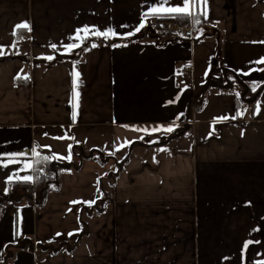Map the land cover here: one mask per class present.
<instances>
[{
  "label": "crops",
  "instance_id": "obj_1",
  "mask_svg": "<svg viewBox=\"0 0 264 264\" xmlns=\"http://www.w3.org/2000/svg\"><path fill=\"white\" fill-rule=\"evenodd\" d=\"M160 6L0 0V264H264V0H207L192 38Z\"/></svg>",
  "mask_w": 264,
  "mask_h": 264
},
{
  "label": "snow or ice",
  "instance_id": "obj_2",
  "mask_svg": "<svg viewBox=\"0 0 264 264\" xmlns=\"http://www.w3.org/2000/svg\"><path fill=\"white\" fill-rule=\"evenodd\" d=\"M160 3V7H154L152 8V14L154 16H167L170 18H191V17H196L195 19V23H200L199 21V15H204V11L201 8L199 11H194V9H196L199 5L204 4L206 5L207 0H183V5L182 6H169V7H164L163 5L169 4L170 0H159ZM144 25L141 24L139 27L136 28V32L140 31V28H142ZM18 28H25L28 29L29 31L31 30L28 26L27 23L21 24L17 26ZM79 31H83L86 35L91 32V35L96 36V37H102L104 39H110V38H115L118 34L113 30V29H108L106 31H100L99 29L96 30H91L88 28H84L82 30ZM79 31L77 33V39H82L79 35ZM202 31V30H201ZM135 33H128V36L134 35ZM115 46H119V45H115ZM79 47L78 44H72V45H68L67 46V50L69 52L72 51V49ZM92 47H96V44L93 43ZM53 48H55V45H53ZM0 55H3V53H0ZM53 57L49 56L47 57V59L51 60ZM256 63H264V59H261L260 61H256ZM261 71H264V69H261ZM244 75H248V73H243ZM74 75L78 78L79 77V73L76 72L74 73ZM28 77H24V79H27ZM253 90H255V87H253ZM79 93L76 92L74 93V99H78ZM219 119H227V117H220ZM139 130V129H138ZM161 129L159 128H153L151 131L155 132V131H159ZM143 131H148L147 129H143ZM163 131L165 132H171L173 131L172 127H168L166 129H163ZM62 139V138H61ZM61 159H63L64 157H60ZM43 159L47 160L48 157H44ZM67 159H71V146H69V155L67 157ZM27 167H31V165H26ZM25 181H30L32 179L31 176H25L22 178ZM73 203H78L76 201H74ZM89 204L93 203L91 201L87 202Z\"/></svg>",
  "mask_w": 264,
  "mask_h": 264
},
{
  "label": "built area",
  "instance_id": "obj_3",
  "mask_svg": "<svg viewBox=\"0 0 264 264\" xmlns=\"http://www.w3.org/2000/svg\"><path fill=\"white\" fill-rule=\"evenodd\" d=\"M194 24L192 19L188 23H180L175 20H159L154 23V29L160 38H192ZM184 73L190 71V67L182 69ZM243 106V104H241ZM41 178L44 183L51 181L52 173L44 166L40 168ZM37 186L34 182L12 185L9 190L22 196H33Z\"/></svg>",
  "mask_w": 264,
  "mask_h": 264
},
{
  "label": "trees",
  "instance_id": "obj_4",
  "mask_svg": "<svg viewBox=\"0 0 264 264\" xmlns=\"http://www.w3.org/2000/svg\"><path fill=\"white\" fill-rule=\"evenodd\" d=\"M200 16V15H199ZM200 18V17H198ZM190 19H192V22L193 24L195 25V19L196 17H192V18H183V19H180V18H170V17H167V16H164V17H161V16H158L157 18V21L159 20H175L177 22H180V23H188L190 21ZM21 31L18 30V33L19 34ZM166 144V141H162V142H158V143H148L146 145L148 146H155V147H160V146H164ZM44 157H39L38 159H36V167H35V176H34V183L36 186H39V185H43V180L41 178V173H40V168L42 166H44L47 170H49L51 173H52V179L55 178V171H58L59 169V166L54 163L53 161L47 159H43ZM128 161V157H125L122 161L120 162H115V165L114 167H116V170L114 173H108L107 175V179L109 178L110 179V185L112 186L114 184V181H115V178L118 176L119 172L123 169L124 165L126 164V162ZM54 172V173H53ZM51 179V180H52ZM50 182V181H49ZM47 182V183H49ZM27 182H23V183H20V184H25Z\"/></svg>",
  "mask_w": 264,
  "mask_h": 264
},
{
  "label": "rangeland",
  "instance_id": "obj_5",
  "mask_svg": "<svg viewBox=\"0 0 264 264\" xmlns=\"http://www.w3.org/2000/svg\"><path fill=\"white\" fill-rule=\"evenodd\" d=\"M115 170H116V167H113V168H112V170H110L109 172H110V173H114V172H115ZM105 174H107V173H105ZM106 176H107V175H106ZM107 181H110V179L108 178V180H107Z\"/></svg>",
  "mask_w": 264,
  "mask_h": 264
}]
</instances>
